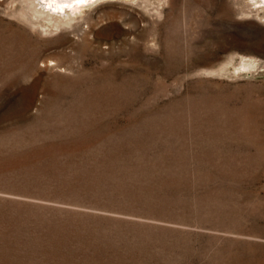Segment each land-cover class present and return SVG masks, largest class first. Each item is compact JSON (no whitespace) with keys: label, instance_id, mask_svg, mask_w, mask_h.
Segmentation results:
<instances>
[{"label":"rangeland","instance_id":"rangeland-1","mask_svg":"<svg viewBox=\"0 0 264 264\" xmlns=\"http://www.w3.org/2000/svg\"><path fill=\"white\" fill-rule=\"evenodd\" d=\"M25 1L0 0V264H264V4Z\"/></svg>","mask_w":264,"mask_h":264},{"label":"bare ground","instance_id":"bare-ground-1","mask_svg":"<svg viewBox=\"0 0 264 264\" xmlns=\"http://www.w3.org/2000/svg\"><path fill=\"white\" fill-rule=\"evenodd\" d=\"M91 1L94 0H26L25 2L28 3V10L32 14L30 15L35 19L48 18L57 25L59 22H64L62 20L73 19L84 8L90 6L93 3ZM263 4L258 0L259 7L263 8ZM249 64L243 63V66L247 67Z\"/></svg>","mask_w":264,"mask_h":264}]
</instances>
